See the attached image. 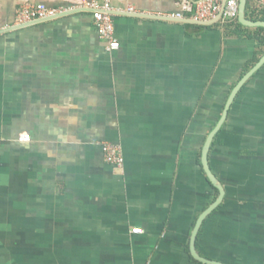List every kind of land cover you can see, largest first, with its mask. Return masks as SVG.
Segmentation results:
<instances>
[{
  "label": "crops",
  "instance_id": "1",
  "mask_svg": "<svg viewBox=\"0 0 264 264\" xmlns=\"http://www.w3.org/2000/svg\"><path fill=\"white\" fill-rule=\"evenodd\" d=\"M84 1L0 0V31L26 4L76 11L0 34V264H194L192 231L219 195L202 148L264 55L257 28L169 18L180 0H111L120 47L108 53ZM103 142L121 147V169ZM208 165L224 196L198 255L264 264V64Z\"/></svg>",
  "mask_w": 264,
  "mask_h": 264
},
{
  "label": "built area",
  "instance_id": "2",
  "mask_svg": "<svg viewBox=\"0 0 264 264\" xmlns=\"http://www.w3.org/2000/svg\"><path fill=\"white\" fill-rule=\"evenodd\" d=\"M264 8V0H253ZM81 10L91 13L93 25L99 39L105 44L108 53L117 51L120 47L115 36L113 22V8L111 0H86ZM176 13L169 16L174 20H188L192 23H213L228 26L235 23L238 18L237 0H180ZM71 10L62 8H49L42 4H26L21 6L15 14L14 26H23L56 18ZM133 12V9L126 10ZM29 135L22 134L18 140L28 142ZM103 160L106 164L121 169L124 164L121 147L114 143L103 142L100 144ZM134 234H140L141 230H132Z\"/></svg>",
  "mask_w": 264,
  "mask_h": 264
},
{
  "label": "water",
  "instance_id": "3",
  "mask_svg": "<svg viewBox=\"0 0 264 264\" xmlns=\"http://www.w3.org/2000/svg\"><path fill=\"white\" fill-rule=\"evenodd\" d=\"M246 5H247V0H238V22L240 25L247 27V28H263L264 29V21H257V22H253L250 21L249 19L246 18ZM81 9H78V11ZM86 11V10H84ZM72 13H76V11L71 10L67 13H64L56 18H60L66 15H70ZM53 18V19H56ZM50 20V19H49ZM48 20H44L41 22H36V23H31L28 25H23V26H13L10 27L8 29H6L5 31H0L1 33H5L8 31H14V30H18L24 27H28L31 25H35L38 23H42ZM192 23V22H191ZM196 25H211L213 23H193ZM264 64V55L259 59V61L244 75V77L240 80V82L237 84V86L233 89V91L231 92L228 101L225 105L224 111L222 113V116L220 118V120L218 121L217 125L215 126V128L210 132V134L207 136L206 141L203 145L202 148V153H201V165L203 168V171L205 172L208 181L211 183V185L217 189V191L219 192V195L217 197V199L199 216V218L196 221V224L194 226V229L192 231L191 237H190V254L191 257L201 263V264H222L220 262L217 261H212V260H208L206 258L201 257L200 255H198L196 248H195V244H196V238H197V234L198 231L200 229V226L202 224V222L204 221V219L211 214L216 208L217 206L221 203L223 196H224V191L222 189V186L220 185V183L218 182V180L216 179V177L214 176V174L212 173L209 165H208V152L212 143V140L214 138V136L217 134V132L219 131L224 119L226 118L229 106L232 102V100L234 99L237 91L239 90V88L241 87L242 84H244L246 82L247 79H249L257 70L260 69V67Z\"/></svg>",
  "mask_w": 264,
  "mask_h": 264
},
{
  "label": "trees",
  "instance_id": "4",
  "mask_svg": "<svg viewBox=\"0 0 264 264\" xmlns=\"http://www.w3.org/2000/svg\"><path fill=\"white\" fill-rule=\"evenodd\" d=\"M246 18L250 21L257 22V21H264V8L260 7L256 2L253 0H248L246 5ZM228 33L231 35H238L242 26L236 21L226 27ZM256 30V40L258 41L259 45L264 48V29L257 28ZM194 264H201L196 262L192 259Z\"/></svg>",
  "mask_w": 264,
  "mask_h": 264
}]
</instances>
